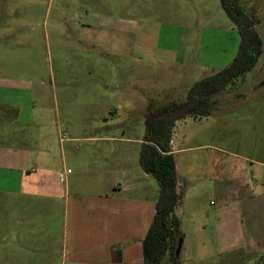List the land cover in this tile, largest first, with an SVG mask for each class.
I'll return each instance as SVG.
<instances>
[{
	"label": "rangeland",
	"instance_id": "374dc122",
	"mask_svg": "<svg viewBox=\"0 0 264 264\" xmlns=\"http://www.w3.org/2000/svg\"><path fill=\"white\" fill-rule=\"evenodd\" d=\"M239 6L255 19L263 42L258 64L215 97L209 124L186 120L175 131L177 138L202 134L204 144L223 151L191 150L178 162L183 182L186 156L206 157L198 170L221 156L223 173L212 178L217 194L195 204L207 213L223 210L225 220L239 213L235 154L264 162V0H240ZM240 43L221 0H0V97L7 96L12 111L0 109V134L11 135L0 141L51 155L48 166L56 171L65 159L82 184L108 172L136 176L150 107L186 101L190 86L232 67ZM255 168L264 184V168ZM144 177L137 184H152L159 195L156 179ZM182 198L175 216L183 231L198 208ZM188 245L181 264H264V250L252 254L246 238L207 243L204 259L191 261ZM169 257L161 264H173Z\"/></svg>",
	"mask_w": 264,
	"mask_h": 264
},
{
	"label": "crops",
	"instance_id": "0c3cea01",
	"mask_svg": "<svg viewBox=\"0 0 264 264\" xmlns=\"http://www.w3.org/2000/svg\"><path fill=\"white\" fill-rule=\"evenodd\" d=\"M94 27L105 30L100 25ZM261 98L264 99V91ZM10 105L7 96L0 97V109L10 112ZM19 112L15 116L17 123L21 118ZM8 115L7 120L15 113ZM215 117L216 113L200 120L188 117L178 121L173 131L177 191L196 208L197 200L217 194L213 177L216 173V177H221L223 161L221 156L214 161L210 157L209 164L198 170L206 157L186 156L182 182L178 155L211 149L212 145L203 143L202 134L189 133L177 138L175 131L186 120L209 124ZM191 140L197 141V146L180 147ZM109 141L125 142L117 138ZM23 147L0 141V264H145L143 242L155 217L159 195L152 184H137L142 177L149 178L142 167L138 174L134 171L136 176L130 172L116 176L115 172H108L105 178L86 185L74 171L68 172L65 159L63 169L56 171L48 166L51 155L38 157ZM212 149L218 154L223 152L221 148ZM234 158L239 160L235 167L241 175L236 189L239 213L225 220L223 210L207 213L196 209L191 223L185 228L182 224L181 251L189 242L187 261L204 259L207 243L213 242L246 238L252 244V254L264 250V184L261 169L255 168H264V162L240 154Z\"/></svg>",
	"mask_w": 264,
	"mask_h": 264
},
{
	"label": "trees",
	"instance_id": "16d2710c",
	"mask_svg": "<svg viewBox=\"0 0 264 264\" xmlns=\"http://www.w3.org/2000/svg\"><path fill=\"white\" fill-rule=\"evenodd\" d=\"M221 5L237 26L241 38L234 69L222 70L196 82L184 102H171L156 110L150 107L147 122L156 118L147 127L140 165L158 182L159 199L155 217L143 242L145 264H161L167 254L170 262L181 264L180 241H183L184 234L175 211L182 197L177 191L176 161L171 146L176 123L188 117L200 120L214 115L215 97L235 79L251 72L262 55L263 42L255 30L256 21L241 11L240 0H221Z\"/></svg>",
	"mask_w": 264,
	"mask_h": 264
},
{
	"label": "water",
	"instance_id": "95a60500",
	"mask_svg": "<svg viewBox=\"0 0 264 264\" xmlns=\"http://www.w3.org/2000/svg\"><path fill=\"white\" fill-rule=\"evenodd\" d=\"M235 64H236V61H234V63H233V65H232V67H231V70H233L234 69V67H235ZM156 117H153L152 119H150L148 122H147V127L149 128L150 126H151V123H152V121L155 119ZM182 240L180 241V249H181V247H182Z\"/></svg>",
	"mask_w": 264,
	"mask_h": 264
},
{
	"label": "built area",
	"instance_id": "2783aa9c",
	"mask_svg": "<svg viewBox=\"0 0 264 264\" xmlns=\"http://www.w3.org/2000/svg\"><path fill=\"white\" fill-rule=\"evenodd\" d=\"M68 172L70 173L71 171L69 170Z\"/></svg>",
	"mask_w": 264,
	"mask_h": 264
}]
</instances>
